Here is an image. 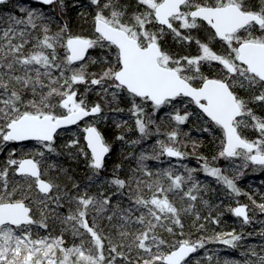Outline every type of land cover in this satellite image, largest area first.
<instances>
[{
  "label": "snow or ice",
  "instance_id": "snow-or-ice-1",
  "mask_svg": "<svg viewBox=\"0 0 264 264\" xmlns=\"http://www.w3.org/2000/svg\"><path fill=\"white\" fill-rule=\"evenodd\" d=\"M109 134L151 147L109 168ZM5 153L0 264H264V218L246 231L233 199L264 214L238 182L264 173V0H0ZM221 207L239 229L216 230Z\"/></svg>",
  "mask_w": 264,
  "mask_h": 264
},
{
  "label": "trees",
  "instance_id": "trees-1",
  "mask_svg": "<svg viewBox=\"0 0 264 264\" xmlns=\"http://www.w3.org/2000/svg\"><path fill=\"white\" fill-rule=\"evenodd\" d=\"M25 3H29V4L39 6V4L35 0H25ZM73 22L75 23V18H74ZM122 115H123L124 119H126V120L128 119L127 113H124ZM117 122H118V117H113V122L111 125H109V127L112 128L113 133L116 130L115 129V123H117ZM128 123L130 124L131 120H129ZM162 126L167 127L166 124L162 125ZM126 127L127 126H123L121 130H126ZM252 133H253V129H251V128H248L245 130L246 135L251 136ZM196 135H197V133L193 132L194 138L196 137ZM129 138L131 139V137H129ZM109 139L113 142V147H114V152H113L112 156L109 157V168H111L112 163L125 159L129 152L136 151L140 147H145V146H147L149 148L151 147L150 141H145L142 144L137 145L136 148H133V147H123L121 145V142L119 140H116L113 134H109ZM188 147L190 150L191 145H189ZM201 150L206 151V152H211V149L207 148V147H205ZM5 155H6V153L0 154V160L4 159ZM52 159H58L59 161L63 162L64 164H66L72 168H75V164L70 159H68L67 157H59V158L52 157ZM184 162L189 163L193 166H197V167H199V164H200L196 155L188 156ZM150 163H151V161H150ZM75 174L83 179L84 178L83 166H81V168L78 169ZM198 175L201 177L205 176V174L202 172H199ZM238 182L240 183L241 187L247 189V191L253 192L255 194V197L257 200L262 198L261 192H264V188H262V185H264V173H261L259 170L253 171L251 169H248L245 171V175L242 176ZM210 183H211L212 188L216 189L217 185L212 181H210ZM257 189H260L261 191L258 192ZM206 198L210 199L213 202V204L216 203L217 199L223 200L225 204L232 203V200L225 197V195L223 194L222 188L219 191H212L210 193H206ZM233 199H238L240 202L249 203L250 208L254 207L253 205H251L248 197L244 194H241V196H239V197H234ZM200 207H201L202 212L207 211V209H204L202 206H200ZM218 210L223 213V216H222L221 225L217 227V230L218 229L222 230V229H227V228L239 229L241 227L240 218L234 216L232 212L227 210V208L221 207ZM250 215H252L254 217V219H253L252 224L244 226L246 228V231H253L254 228L261 227V225L258 223V221L260 218H264V214L260 213L258 210H257V212L250 211ZM185 223L189 229H191L193 232H195V229L191 228V223H190V220L188 217H185ZM222 225L224 227H221ZM209 227H212V226L210 225ZM71 238L72 237L69 234L68 240H71ZM260 240H261V238L259 236L247 237L248 243H251L254 241L257 243V245H259ZM66 243H67V241H66ZM221 246H224L223 249L225 248V245L222 244ZM207 247L212 249L213 253H215L217 245L216 244H209ZM245 247H246V245H245ZM224 250H226V249H224ZM226 251L227 252L230 251V253H232L237 258H241V259L245 258L243 256V254L241 253V248H239V247L238 248H231L230 246H228V250H226Z\"/></svg>",
  "mask_w": 264,
  "mask_h": 264
},
{
  "label": "rangeland",
  "instance_id": "rangeland-1",
  "mask_svg": "<svg viewBox=\"0 0 264 264\" xmlns=\"http://www.w3.org/2000/svg\"><path fill=\"white\" fill-rule=\"evenodd\" d=\"M69 135H70V133H69ZM42 164H43V166H44L46 169H49V162H48L47 160L42 161ZM49 170L52 171L53 173L55 172L54 169H49ZM250 209H252L253 212H257V210H255L254 207H253V208H250ZM57 226H58V225H57ZM221 227H224V226L222 225ZM216 230H217V229H216ZM219 230H220V229H218V231H219ZM216 245H217V244H216ZM221 245H222V244H218V245H217V247H216V251H215L214 255H218L221 261L223 260V258H224L225 256L235 257L232 253H230V251H229V252L226 251V250H228V246H225L224 249H226V250H224V249H223L224 246H221ZM217 249H219V252H218V253H217ZM241 253H242V251H241ZM248 255H251V253H249ZM235 258H236V259H241V258H237V257H235Z\"/></svg>",
  "mask_w": 264,
  "mask_h": 264
},
{
  "label": "water",
  "instance_id": "water-1",
  "mask_svg": "<svg viewBox=\"0 0 264 264\" xmlns=\"http://www.w3.org/2000/svg\"><path fill=\"white\" fill-rule=\"evenodd\" d=\"M38 4L40 3V0H35ZM30 143H34V142H30ZM172 159H175V158H172ZM234 216H236L234 213H233ZM237 217V216H236ZM239 218V217H238Z\"/></svg>",
  "mask_w": 264,
  "mask_h": 264
}]
</instances>
